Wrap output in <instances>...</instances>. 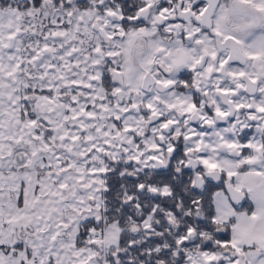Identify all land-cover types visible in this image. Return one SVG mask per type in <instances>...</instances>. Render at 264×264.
I'll return each mask as SVG.
<instances>
[{
  "label": "snow or ice",
  "instance_id": "obj_1",
  "mask_svg": "<svg viewBox=\"0 0 264 264\" xmlns=\"http://www.w3.org/2000/svg\"><path fill=\"white\" fill-rule=\"evenodd\" d=\"M0 264H264V0H0Z\"/></svg>",
  "mask_w": 264,
  "mask_h": 264
}]
</instances>
